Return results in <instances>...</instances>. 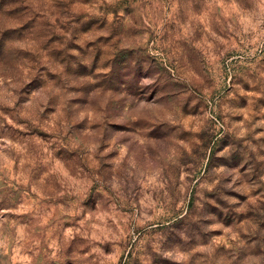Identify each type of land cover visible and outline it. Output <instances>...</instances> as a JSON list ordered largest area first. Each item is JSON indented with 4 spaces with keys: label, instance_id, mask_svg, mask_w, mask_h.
Listing matches in <instances>:
<instances>
[{
    "label": "rangeland",
    "instance_id": "obj_1",
    "mask_svg": "<svg viewBox=\"0 0 264 264\" xmlns=\"http://www.w3.org/2000/svg\"><path fill=\"white\" fill-rule=\"evenodd\" d=\"M0 264H264V0H0Z\"/></svg>",
    "mask_w": 264,
    "mask_h": 264
}]
</instances>
